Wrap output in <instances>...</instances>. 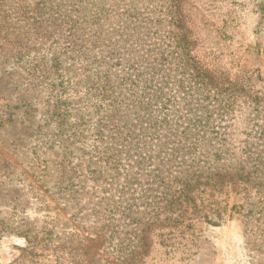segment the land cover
Here are the masks:
<instances>
[{
    "label": "rangeland",
    "instance_id": "rangeland-1",
    "mask_svg": "<svg viewBox=\"0 0 264 264\" xmlns=\"http://www.w3.org/2000/svg\"><path fill=\"white\" fill-rule=\"evenodd\" d=\"M175 2L0 0V264H264V0Z\"/></svg>",
    "mask_w": 264,
    "mask_h": 264
},
{
    "label": "trees",
    "instance_id": "trees-1",
    "mask_svg": "<svg viewBox=\"0 0 264 264\" xmlns=\"http://www.w3.org/2000/svg\"><path fill=\"white\" fill-rule=\"evenodd\" d=\"M174 3L175 5L176 2L174 0ZM261 6H259V10L262 11L264 9V5H263V2H260ZM185 18V17H184ZM174 19L175 21H180V16H175L174 14ZM183 173V176H180V177H174L173 180L174 181H177V183H179L181 185V188L178 190L179 193L173 195V193H168V190L164 191L163 192V195L165 196L161 203V216L160 218H142V215L140 213V217L138 216H135V220L132 221V223L135 224V228H134V235H135V240H134V249L135 250H139L141 247L145 246L146 245V242L142 241L143 239V235L142 233L145 232L148 227L150 225H155L154 227L158 229V231L156 233L153 232L152 236H160V237H168V236H172L174 234V232L178 231L179 229L177 228V221L179 220V218H173L172 220H170V216L166 215L164 216V209L167 210V212H171V215L173 214L172 213V208H173V202L171 200H169V197H174L175 196V199L176 200H179L181 196H186V192L189 190V187H191L192 184H198L199 183V180L197 178H194L191 176H189L188 173ZM159 207H157L158 209ZM175 216H179V214H175ZM181 221H184V219H180ZM144 221V223L142 222ZM188 225V224H186ZM165 229H167V231H163ZM170 228V230H169ZM27 241H30V240H27ZM100 242L102 243L103 242V239L100 240ZM151 242V240H150ZM149 242V243H150ZM30 247L31 246H27V247H23L21 250L22 251H28L30 250ZM139 253V252H137ZM99 260H102V258L100 257ZM131 262L133 264H140L142 262V257H131ZM101 264H112L111 260L106 258V259H103V262H100Z\"/></svg>",
    "mask_w": 264,
    "mask_h": 264
}]
</instances>
